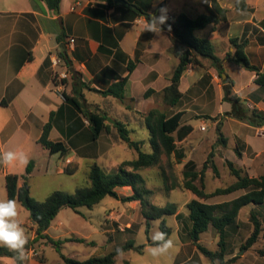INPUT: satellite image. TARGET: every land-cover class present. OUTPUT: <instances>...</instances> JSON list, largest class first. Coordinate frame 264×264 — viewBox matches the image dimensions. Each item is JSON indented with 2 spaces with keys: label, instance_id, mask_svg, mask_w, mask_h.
I'll use <instances>...</instances> for the list:
<instances>
[{
  "label": "crops",
  "instance_id": "0c3cea01",
  "mask_svg": "<svg viewBox=\"0 0 264 264\" xmlns=\"http://www.w3.org/2000/svg\"><path fill=\"white\" fill-rule=\"evenodd\" d=\"M126 1L145 8L150 0ZM218 1L228 9V22L197 31V35L208 38L213 45L219 44L224 53L217 54L216 49L215 52L221 58L234 52L230 38L248 39L246 53L251 63L264 72V17L257 16V8L250 5L248 0L249 11L237 10L236 0ZM161 7H167L169 18L181 14L195 18L205 13L203 0H152L148 12L159 15L158 9ZM131 9L135 10L114 0H62L57 13L49 10L42 0H0V152L23 151L29 163L35 162L28 183L38 168L39 156L48 155L52 161L45 168L46 174L53 172L55 162L58 174L71 175L81 159L98 161L104 155L103 151L98 152V140L105 135L109 137L114 131L117 134L115 126L118 122L125 124L132 132L131 139L137 141L133 139L136 130L147 128L144 116L153 109L162 110L161 92L171 84V75L179 65V58L175 54L176 45L168 31L162 30L159 34L144 32L142 23L138 21L145 16L136 17ZM130 65L133 67L132 72L129 71ZM210 65L209 60L201 59V65L188 66L181 79V102L191 94L202 97L206 103L224 102L223 78L219 81ZM224 68L235 82L234 92L247 102V106L264 111V88L255 83L256 74L233 66V62L227 60L224 61ZM230 70L234 73H230ZM186 76L190 83L184 87ZM124 79L127 82L123 100L100 93ZM147 92H151L148 97ZM180 104L171 108V115L184 112L182 127L193 128L186 138L179 141L183 145L193 135L195 126L192 121H187L190 110L181 108ZM230 110L231 107L217 115ZM84 113L107 115L106 123L110 125V132L93 140L91 124ZM207 114L213 118L216 116ZM227 120L240 127L239 134L232 133V140L224 134L227 139L225 158L242 168L251 178L261 176L264 173V127H254L231 118ZM49 123L52 126L50 140L62 143L68 150L66 156L51 154L39 143L44 127ZM213 125L216 126L217 122ZM115 144L111 143L110 147ZM126 147L129 148L128 145L122 146L125 151ZM28 164H0V181L6 183L7 175H18L21 176L19 186H22V176L26 175ZM129 188H117L116 192L120 197H128L133 192L121 195L119 190ZM245 193V190H241L239 194ZM233 199L236 198L231 195L214 203ZM118 202L126 204V207L119 211L120 214L108 209L104 218L106 224L119 223L124 215L130 217L128 214L132 213L131 209L139 208L141 211L139 201ZM247 208L246 218H240V212L232 235L238 236L243 226L251 225L252 211L259 215L264 224V205L252 204ZM174 218L178 217L174 215ZM175 223L178 240L172 264H204L207 258L189 237L190 221L187 222V228H183V224L180 227L176 220ZM202 235L199 243L203 245ZM127 240L125 238L122 244ZM150 243L151 240L144 248L148 249ZM110 246L113 250L116 248L115 243L110 242ZM234 256H237V252L228 258ZM233 264L250 263L245 258H238Z\"/></svg>",
  "mask_w": 264,
  "mask_h": 264
},
{
  "label": "trees",
  "instance_id": "16d2710c",
  "mask_svg": "<svg viewBox=\"0 0 264 264\" xmlns=\"http://www.w3.org/2000/svg\"><path fill=\"white\" fill-rule=\"evenodd\" d=\"M42 1L46 3L49 10L59 12L62 0ZM151 3L152 0L149 1L148 6L145 8H141L136 4L135 10L131 9V11L136 17L145 16L147 18L150 14L148 11ZM203 6L205 8L204 14L195 18L185 14L172 16L168 18L167 24L162 29L172 34V41L176 45L175 54L179 58V65L170 78L171 84L161 92L162 100L170 108H174L181 103L183 98V93L180 90L181 79L187 71L188 66L201 65V59L209 60L211 69L213 68L221 79L223 74H226L224 61L233 62L248 71L254 72L257 76L255 83L264 88V72L258 66L251 63L246 53V47L249 44L248 39L230 38V45L234 49V52H229L225 58H221L216 54L211 40L197 35V31L228 22V9L224 8L218 0H203ZM235 8L239 11H249L251 9L247 0H236ZM168 25L171 26L170 30ZM131 65L129 66L130 72L133 71ZM223 81H226L223 85V101L231 105V110L224 113L223 117L246 122L258 128L264 127V111L256 108L250 109L244 104V101L234 92L235 82L229 75L226 74V78ZM126 82L127 79L119 81L106 91L100 93L104 96H112L123 100L125 98ZM151 92H147L146 96L148 97ZM76 106L80 109L78 103ZM84 115L91 124L90 131L93 140H98L103 133L110 132V125L106 123L108 119L107 115L99 113H84ZM183 115L184 112L168 115L162 110L153 109L144 116L145 125L149 133L150 153L144 152L143 142L133 141L131 139L132 132L125 124L118 122L115 127L119 138L129 148L136 150L138 157L122 162L117 172L114 173H106L98 164H93L89 173L88 185L78 188L75 193L54 191L42 202L32 198L28 177L34 169V161L28 164L26 175L22 176L24 180L22 186H19L21 176L7 175L6 188L8 199L18 200L29 212L30 220L36 227L35 237L29 240L26 245L27 251L31 250L34 244L41 239L46 240L57 251H60L64 241L50 237L47 231L61 210L71 208L76 213H80V208L91 209L107 197L121 200L124 203L139 201L142 215L146 222V233L149 234L152 221L160 220V230L171 236L172 229L168 226L165 217L174 215L180 217L181 214H177V205L168 203L164 207H159L151 204L149 196L152 192L146 188L145 178L140 171L159 166L163 155L168 158L174 155L177 163H182L186 156L185 152L177 147V142L186 138L193 131V128L190 126L182 127ZM207 120L217 121L216 118L210 116L207 117ZM219 122L217 125L219 131L217 143L226 148L227 139L221 132V121ZM51 129L50 123L44 127L39 143L51 154L60 153L62 156H66L68 154L67 148L62 143H54L50 140ZM215 146H213V149ZM213 157L214 153L210 152L200 171L196 170V164L193 161H189L185 165L183 172L185 179L184 189L193 194V199L188 202L186 207L188 210V220L191 223L189 237L197 249L211 263L233 264L239 257L228 258L230 255H233L228 242L229 236L232 235L230 231L234 230L236 220L243 208L252 204L255 206L264 205V173L257 178H251L242 168H239L232 161L226 160V165L231 174L236 178V182L227 187H218L212 192H207L204 183L207 170L211 168L215 174H218V167L212 161ZM198 180L201 183L200 186L196 184ZM124 187H130L133 194L128 197H120L116 189ZM241 190H245L246 193L236 199L222 203H209V200L214 197L231 195ZM250 222L253 225V231L242 246L244 250L250 249L259 241L261 234H264V224L260 221L259 215L255 211H252L250 214ZM211 227L219 234L218 249L215 251L199 243L201 235L208 232ZM66 241L86 243V239L84 238ZM92 245L95 244L92 243ZM118 249L121 250L120 254L129 250L142 254L144 247L137 246L133 237L128 239L124 244L116 246L112 252L103 257H91L85 261H79L64 255H62V258L64 264H116V257L119 255ZM260 253L264 257V247ZM12 255L13 253L9 252L7 248L0 247V260L2 258H9ZM126 264H129V262H126Z\"/></svg>",
  "mask_w": 264,
  "mask_h": 264
},
{
  "label": "rangeland",
  "instance_id": "374dc122",
  "mask_svg": "<svg viewBox=\"0 0 264 264\" xmlns=\"http://www.w3.org/2000/svg\"><path fill=\"white\" fill-rule=\"evenodd\" d=\"M249 4L257 8V16L259 18L264 17V0H248ZM169 18V17H168ZM215 49L217 54L224 53L221 50L219 44H215ZM233 66L242 68L239 65L233 63ZM231 71V70H230ZM231 71L230 73H232ZM234 73V72H233ZM219 78V76L217 75ZM219 81H222L219 78ZM190 83V79L185 77V85ZM186 90V89H185ZM212 93L215 94L213 90ZM200 96L190 95L184 98L180 106L183 109H189L190 113L188 114V120L192 121L191 123L195 126V131L193 135L188 137V140L180 145L179 141L177 143L178 148H183V151L186 152L185 158L181 164H178L174 155L170 158L163 155L162 161L159 166L153 168H146L140 173L145 178L146 188L149 189L152 193L149 196V201L151 204H155L159 207H164L168 203H174L177 205L178 213L180 217L177 219L174 216H166V222L169 227L173 228V234L171 238L174 240L175 244L178 240L176 234V223H179L181 227L187 228L188 214L187 204L193 199V194L184 189V175L185 165L189 161H193L196 164V170L200 171L204 162L207 160L210 152L214 153L212 161L218 167V174H215L211 168L206 172L204 183L206 186L207 192H212L218 187H227L236 182V178L231 174L229 168L226 165V160L224 153L227 148H223L222 145L217 143L219 131L217 128L218 121H221L220 128L222 134L229 137L231 140L232 133L239 134V127L233 121H225L226 117H223L222 114L218 112L225 111L230 108L231 105L227 102H209L206 103L202 100ZM215 103V106L213 105ZM247 105V104H246ZM214 108L212 110L208 109ZM251 108V107H250ZM162 111L166 112L168 115H171L173 112L172 109L164 103L162 100L161 105ZM215 114L214 118L217 119V125L214 126V120H207L208 114ZM203 123L206 126V131L200 130V124ZM225 122V123H224ZM202 123V124H203ZM238 126V127H237ZM223 128V131H222ZM114 133V134H113ZM107 137H103L98 140V152L103 151V156L97 160H87L81 159L77 163L76 171L71 174H58L56 167L58 166L53 163V172L50 174L45 173V168L52 163L48 158V155L39 156L38 168L35 170L32 177L29 179L30 186V195L35 200L42 202L53 193L54 191H65L70 194L75 193L78 188L85 187L88 185L89 173L91 166L93 164H98L106 173L117 172L120 164L124 161L133 160L138 157L134 149H129L125 151L122 146H127L119 138V135L115 131ZM224 135V136H225ZM108 141H107V139ZM133 139L137 141H144V151H150L149 144V134L146 129H137L136 133L133 135ZM92 140V139H91ZM117 143L112 148L110 147L111 143ZM121 142V143H120ZM216 144V146H215ZM213 146L215 148L213 149ZM106 149V150H105ZM229 151V150H228ZM234 153L235 151L232 150ZM107 154V155H106ZM229 155V152H228ZM231 156V155H229ZM234 156V155H233ZM69 172V169H67ZM248 174V173H247ZM198 186L201 185L200 181H196ZM132 189H120L119 193L121 195H128L132 193ZM243 192V191H242ZM241 191H238L234 194V198L240 196ZM228 196H219L214 197L209 200V203H214L220 198H230ZM0 199H8L6 183L0 181ZM18 203L19 219L22 223V226L25 228L26 234L29 237V240H32L35 237L36 227L33 225L30 220L29 212L21 205V203L16 200ZM126 204L118 202L117 199L112 197H107L101 203L94 206L93 208H80V213H76L71 208H64L61 210L59 215L53 220L47 234L56 239L62 240L60 251H57L50 243L46 240H39L31 250L26 252L27 260L25 264H64L62 255L70 258L77 259L79 261H85L93 256L103 257L110 253L113 248L110 246L111 243H115V247L122 245L125 238L131 239L134 237L135 244L137 246H145L151 240V234L160 230V220H154L151 222V229L149 234L146 233L145 219L142 215V208L139 212L137 210L131 209L132 212L130 217L127 215L123 216L119 223L115 224H106L104 218L107 214V210L110 209V212H115L120 214L121 209H124ZM118 212V213H117ZM248 214V208L246 207L240 215V218H246ZM104 221V222H103ZM130 225V226H128ZM121 228L124 230L121 231ZM231 230V229H230ZM253 231V225L243 226L240 234L238 236L230 235L228 238L229 246L232 250L233 255L237 252L239 258H245V261L250 264H264V257L261 255L260 251L264 247V234L262 233L259 241L254 244L250 249L244 250L242 246L246 243L247 238L251 235ZM183 232L185 230L183 229ZM231 233V231H230ZM86 239V243H79L77 241H66L69 239ZM107 240L109 242L107 243ZM203 245L210 248L211 250L218 249L219 243V234L217 231L211 227L209 231L202 235ZM94 243L95 245H92ZM176 247L171 250L169 257L160 258L159 260L151 257L147 251V248H144L143 254H140L134 250H129L126 253H121L116 257V264H172L175 258ZM0 264H12L9 258H4L0 260ZM204 264H212L208 259H205Z\"/></svg>",
  "mask_w": 264,
  "mask_h": 264
},
{
  "label": "clouds",
  "instance_id": "9594fccd",
  "mask_svg": "<svg viewBox=\"0 0 264 264\" xmlns=\"http://www.w3.org/2000/svg\"><path fill=\"white\" fill-rule=\"evenodd\" d=\"M159 15L149 14L142 18L144 32L159 34L168 21L167 7L158 9ZM169 30L171 26L168 25ZM17 163L26 166L28 156L23 151L7 150L0 152V164L14 166ZM29 237L19 219L18 203L15 199H0V247L13 253L9 259L12 264H25ZM176 246L174 240L165 232L156 230L151 234V243L147 249L149 255L157 260L169 257ZM120 254L121 250H117Z\"/></svg>",
  "mask_w": 264,
  "mask_h": 264
},
{
  "label": "water",
  "instance_id": "95a60500",
  "mask_svg": "<svg viewBox=\"0 0 264 264\" xmlns=\"http://www.w3.org/2000/svg\"><path fill=\"white\" fill-rule=\"evenodd\" d=\"M116 3H119V4H122V5H124V6H127V7H129V8H135V6L134 5H131V4H129L126 0H114ZM222 78H223V80L226 78V74H223V76H222ZM226 81H224V83H225ZM245 104H247V102H244ZM110 121V120H109Z\"/></svg>",
  "mask_w": 264,
  "mask_h": 264
},
{
  "label": "built area",
  "instance_id": "2783aa9c",
  "mask_svg": "<svg viewBox=\"0 0 264 264\" xmlns=\"http://www.w3.org/2000/svg\"><path fill=\"white\" fill-rule=\"evenodd\" d=\"M171 18V17H170ZM139 23H142V19H140L139 21H138ZM72 42H74V40H72ZM249 107H250V105H249ZM207 128H206V126L205 125H203L202 127H201V130L202 131H205Z\"/></svg>",
  "mask_w": 264,
  "mask_h": 264
}]
</instances>
